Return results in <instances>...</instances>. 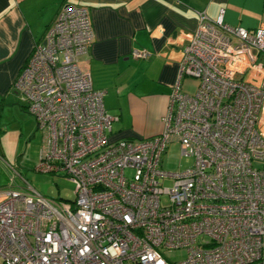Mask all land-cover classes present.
Wrapping results in <instances>:
<instances>
[{
    "label": "built area",
    "instance_id": "obj_1",
    "mask_svg": "<svg viewBox=\"0 0 264 264\" xmlns=\"http://www.w3.org/2000/svg\"><path fill=\"white\" fill-rule=\"evenodd\" d=\"M93 37L88 9L62 4L13 83L43 135L37 169L64 175L75 198H46L10 168L0 264H174L164 253L178 249L175 264H264V26L199 14L162 129L138 139L113 138L118 116L78 62ZM171 142L190 167L161 169Z\"/></svg>",
    "mask_w": 264,
    "mask_h": 264
},
{
    "label": "crops",
    "instance_id": "obj_2",
    "mask_svg": "<svg viewBox=\"0 0 264 264\" xmlns=\"http://www.w3.org/2000/svg\"><path fill=\"white\" fill-rule=\"evenodd\" d=\"M66 2L89 11L94 37L89 54L78 62L93 87L105 91V110L118 116L112 124L116 139L161 131L199 14L215 19L222 13L225 23L247 29L264 26V0H0V96L15 91L13 83L34 45ZM135 50L148 55L134 56ZM259 59L264 65V52Z\"/></svg>",
    "mask_w": 264,
    "mask_h": 264
},
{
    "label": "rangeland",
    "instance_id": "obj_3",
    "mask_svg": "<svg viewBox=\"0 0 264 264\" xmlns=\"http://www.w3.org/2000/svg\"><path fill=\"white\" fill-rule=\"evenodd\" d=\"M197 85L198 79L185 77L182 89L186 93L194 94ZM113 126L115 127V123ZM42 146V132L37 129L35 118L29 113L18 94L13 91L9 98L0 96V187L8 184L12 173L9 170L15 168L40 195L54 200L72 201L75 198V186L71 181L62 174L44 173L37 169ZM192 163V157L181 155L178 142H171L162 155L161 169L178 172L190 167ZM16 178L20 185L24 184L18 175ZM163 183L170 185L171 180L165 179ZM164 255L175 264L185 259L186 250L166 251Z\"/></svg>",
    "mask_w": 264,
    "mask_h": 264
}]
</instances>
